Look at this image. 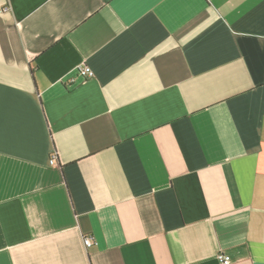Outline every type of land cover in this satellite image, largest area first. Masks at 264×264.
<instances>
[{
    "label": "crops",
    "instance_id": "0c3cea01",
    "mask_svg": "<svg viewBox=\"0 0 264 264\" xmlns=\"http://www.w3.org/2000/svg\"><path fill=\"white\" fill-rule=\"evenodd\" d=\"M219 252L264 264V0H0V264Z\"/></svg>",
    "mask_w": 264,
    "mask_h": 264
},
{
    "label": "built area",
    "instance_id": "2783aa9c",
    "mask_svg": "<svg viewBox=\"0 0 264 264\" xmlns=\"http://www.w3.org/2000/svg\"><path fill=\"white\" fill-rule=\"evenodd\" d=\"M9 8H6L5 11H8ZM78 74L83 77L84 79L86 80H89V79H92L94 78V72L91 70V68H89L88 66L86 65H82L78 68ZM50 164L51 165H55V158H53L51 161H50ZM83 243H84V246L85 248L88 250V249H91L94 247V242H93V239L90 238V237H84L83 238ZM217 262L218 264H231L232 263V259L230 256L226 255L225 253L223 252H219L217 254Z\"/></svg>",
    "mask_w": 264,
    "mask_h": 264
}]
</instances>
